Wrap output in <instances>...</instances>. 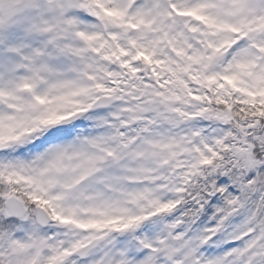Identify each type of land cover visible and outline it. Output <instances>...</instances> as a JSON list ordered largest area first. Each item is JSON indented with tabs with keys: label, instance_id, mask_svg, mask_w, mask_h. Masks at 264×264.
Masks as SVG:
<instances>
[{
	"label": "snow or ice",
	"instance_id": "snow-or-ice-1",
	"mask_svg": "<svg viewBox=\"0 0 264 264\" xmlns=\"http://www.w3.org/2000/svg\"><path fill=\"white\" fill-rule=\"evenodd\" d=\"M0 264H264V0H0Z\"/></svg>",
	"mask_w": 264,
	"mask_h": 264
}]
</instances>
